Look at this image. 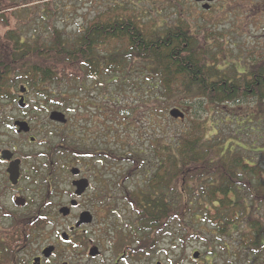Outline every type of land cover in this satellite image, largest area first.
I'll return each instance as SVG.
<instances>
[{"label":"trees","instance_id":"obj_1","mask_svg":"<svg viewBox=\"0 0 264 264\" xmlns=\"http://www.w3.org/2000/svg\"><path fill=\"white\" fill-rule=\"evenodd\" d=\"M53 1L0 0L6 26L0 31V112L19 84L45 101L64 97L61 87L71 76H105L100 85L108 90L107 83L121 85L122 76H130L137 96L120 114L131 116L143 107L146 121L157 122L160 134L143 149L123 145L119 157L129 162L125 176L103 177L116 189L115 196L103 198L116 202L111 218L116 222L118 215L124 238H156L175 220L186 229L178 237L233 238L238 247L227 249L245 251L247 262L240 264H263L264 64L246 67L241 76L223 73L181 27L145 33L116 12L96 15L71 36L53 23ZM36 8L41 26L34 23ZM79 84L74 95L83 92L84 80ZM116 100L120 107L122 99ZM57 101L58 108L66 106ZM175 106L190 118L172 119ZM78 143L74 140V149L86 155L90 142L83 143L87 149ZM132 180L134 187L128 185ZM121 201L127 215L120 211Z\"/></svg>","mask_w":264,"mask_h":264},{"label":"flooded vegetation","instance_id":"obj_2","mask_svg":"<svg viewBox=\"0 0 264 264\" xmlns=\"http://www.w3.org/2000/svg\"><path fill=\"white\" fill-rule=\"evenodd\" d=\"M107 1L119 6L115 7V11L114 8L108 7L103 13L116 12L128 16L137 31L155 33L162 28L181 27L190 41L193 40L195 43L197 41L193 34L195 31L203 32L208 28L213 31V41L217 30L221 31L220 34L222 31L230 32L236 38L245 40L252 52V58L248 60L240 52L237 53L244 59V63L249 64V67L264 64V0ZM165 11L169 12L164 13ZM165 14L178 16L177 18L184 20L185 23L179 21V24L167 27L160 25L159 22L164 21ZM253 59L254 62L250 64ZM28 91L27 88L25 99ZM65 115L67 117V113ZM13 120L12 127L16 128L17 134L26 136L30 143H35L36 138L33 136V128L28 118ZM17 120L27 121L30 130L20 132V127L15 125ZM52 122L51 125L59 129L67 125L68 119L66 123ZM71 136L69 132L61 134L58 143L62 140V144L54 146L49 142L50 150L39 151L35 155L31 154V151L21 152L17 146L0 141V264H164L158 259L157 243L160 238H118V234L121 235L124 231L122 233L119 224H116L119 217L114 222L110 213L112 206L117 214L116 202L110 203L108 197H105L106 200L103 198V195L114 193L116 189L109 186L108 181L99 174H95V177L100 181V187H92L95 166L91 163L85 172L82 166L74 165V157L81 158L85 155L78 154L73 141V145H65ZM41 142L39 141V144ZM5 151H9L10 154L4 155ZM74 168L79 169L77 174H74ZM62 182L67 185L60 186ZM80 182L86 184L83 189L79 187ZM83 200L89 203L90 209L83 207L78 211L84 206ZM95 202L97 207L105 209L106 218L101 219L106 223L104 229L101 228L95 237L86 238L87 230L84 227L97 225V220H100L97 213H102V209L92 211ZM84 212H89L92 220L79 224ZM53 220L64 222L67 226L55 237L61 238L67 248L74 245L70 261L60 258L67 251L64 253L61 250L62 243L59 239H56L55 243L42 246L37 253L29 252L33 250V244L40 245L41 239L48 238L47 234H52L46 228ZM110 229L112 236L109 234ZM96 230L97 228L93 233ZM80 232L84 234L82 238ZM200 254L201 252L197 257L193 254L195 262L208 264L205 255L204 260L198 259Z\"/></svg>","mask_w":264,"mask_h":264},{"label":"rangeland","instance_id":"obj_3","mask_svg":"<svg viewBox=\"0 0 264 264\" xmlns=\"http://www.w3.org/2000/svg\"><path fill=\"white\" fill-rule=\"evenodd\" d=\"M43 2L44 1L35 2L30 5L32 6L34 4L39 6L40 4H44ZM53 2L55 3H52L50 7V9L52 8L51 12L56 15L53 23L71 36L79 34L82 28L86 26L93 17L104 12L106 8H114V11L115 7L119 6L114 2H110V4L107 0L106 2L102 0H54ZM12 4L17 5L18 1H13ZM40 11L39 8H36V12L39 13ZM166 12L169 11H165L164 13ZM39 15L40 13H35L33 16H36L38 20L33 21L36 25L40 24L41 26ZM168 15L169 14L163 15L164 21H160V25H166L167 27L179 24V21L185 23L184 20L177 18L178 16H172L171 14ZM10 23L12 24V21H10ZM4 25L5 24L0 21V31L5 30L6 26ZM220 32V30L215 32L216 35L214 41L213 31L208 28L203 32H193L197 39V41L195 40L196 46L199 49L200 54L204 55L205 60L208 63L213 64L215 67L217 66L221 69V72L227 74L231 73V75L236 72V76H240L246 67L250 65L244 63V59H241L240 55L237 53L240 52L248 60L252 58V52L245 40H240V38H236L227 31H222V34H220ZM256 56H260V54H256ZM252 62H254V59L250 64ZM81 75L82 74H79V76H76L75 78L74 76H71L73 78L71 83L63 84L61 90L66 92L64 97H55L52 95L47 97L44 101L38 97L39 94L37 92L28 89L29 91L26 93L25 99L26 105L24 107L19 105V94L21 93L19 90L21 84H19L14 90L15 95L12 98V101L6 100L3 102L2 110L0 112V141H3L4 143L9 142L12 146H17L18 150L21 152L22 150L25 152L31 151V154L35 155L39 151L45 152L50 150L49 147L51 145L49 142L53 143L54 146L62 144V140L58 143L60 140L59 136L69 132V135L74 136L75 139L72 136L69 137L66 141L68 144H65L67 146L69 144L73 145L72 141L74 142L75 140L81 143V145L78 143L81 146V149H87L86 146H83V143H87V141L90 142L89 149L85 150L86 155L84 157H74V165H78L79 167L82 166L84 171L87 172L88 165H91L92 163V165L95 166L93 173L94 177L95 174H99L101 177L125 176V171L129 166V162L128 160L119 157L123 156L122 153H124L125 149L123 145L138 144L141 149L148 147L150 137H156L160 134V127L157 122L150 123L146 121L147 117L144 113L143 107L133 110L131 116H122V114H120V111L125 107V102H129L130 104V102L135 101V97L137 96L136 92L133 90L135 87L130 86V83L133 81H128L130 76H122V79H125L126 81L121 85H109L107 83L108 90L107 88H102V85H100V83L105 80V76L88 77ZM131 76H140V74H134ZM82 79L84 80L83 92L74 95V89L79 90V83ZM109 91L113 93V101L110 100V95L108 96ZM97 97H100V99L97 100ZM48 98H50L51 101H46ZM116 98L122 99L120 107L116 105ZM55 100L65 102L64 105L66 104V106L63 109L58 108L57 105L54 104ZM129 104L127 106H129ZM134 106L135 105L132 104V108ZM180 109L183 110L184 108ZM53 110H60L67 113L68 122L66 126L56 129L51 125L53 122L49 118V115ZM183 111L186 112L185 109ZM14 118H28L31 123L30 125H32L33 128V136L36 138L35 143H30L26 136H19L17 134L16 128L12 127ZM189 118L190 117L187 116L186 119ZM158 119L159 118H156V121H158ZM127 121L129 123H127ZM3 134L5 136H3ZM39 141L42 142L39 144ZM107 157L109 159H106ZM39 158L43 159L41 157ZM66 185L67 183L62 182L60 186L64 187ZM108 185L111 186L110 184ZM128 185L134 187V180L128 183ZM92 187H100V181L97 180V177H95ZM83 201L84 206H81L78 211H81L83 207L90 209L89 203L87 204V201ZM120 203H122L120 211L125 212V210L123 211L125 202L121 201ZM96 204V202L93 203L94 206H92V211L95 212L102 209L101 211L103 214L99 212L97 213V217L100 220H97V225L94 223L95 225L92 226L94 229L97 228L95 233H93L94 229L92 227H84V229L87 230L86 238L95 237L101 228L104 229L106 223L105 220L101 219L106 218L105 209L97 207ZM120 217L122 218V214ZM66 227L67 226L64 225V222L59 223L57 220L51 221L46 229L52 234H47L46 236H49L48 238L41 239L40 245L33 244V250H29V252L37 253L42 246H45L48 243H55L56 239H59L62 243L61 250L64 251V253L67 251V253L63 254L60 258L70 261L71 253L74 252V245L67 248L61 238H56V235L66 229ZM184 232H186V229H182L178 221L172 220L167 228L157 235L156 238H160L157 243V249L159 250L158 259L162 260L164 264H197L198 262H195L193 257L194 251L201 252L200 257L198 258L200 260H204L203 255H205L208 264H240V262L246 260L243 259L245 251L242 252L241 250L240 252L238 248H235L233 249V252H228V245L238 247L233 238H203L200 235L198 236V234L192 235L186 239L183 237L180 238L181 236L178 237L179 234L183 236ZM80 233V238H82L84 234L82 232ZM109 234L112 236L111 229ZM121 237L124 238L125 233H123ZM77 238H79V236ZM118 238H120V236H118ZM209 248L217 250L218 254L216 255L212 250L208 251ZM79 250L81 251L82 249L79 248Z\"/></svg>","mask_w":264,"mask_h":264},{"label":"water","instance_id":"obj_4","mask_svg":"<svg viewBox=\"0 0 264 264\" xmlns=\"http://www.w3.org/2000/svg\"><path fill=\"white\" fill-rule=\"evenodd\" d=\"M27 91V87L25 85H21L20 86V92H21V97H20V100H19V105L21 107H24L26 105L25 103V96H24V93ZM169 115L174 118V119H181V120H184L185 117H186V112L183 111L182 109L178 108V107H173L170 109L169 111ZM49 118L52 120V121H55V122H61V123H66L67 122V117L65 115L64 112L62 111H59V110H53L51 113H50V116ZM15 125L19 126V131H29L30 130V125L27 121H20V120H17L15 122ZM10 154L9 151H5L4 152V155L5 154ZM79 172V169L78 168H74V174H77ZM86 186V184H83L82 182L79 183V187L80 189H83L84 187ZM80 191V190H79ZM92 220V216L89 212H84L82 215H81V220H80V223H88V222H91ZM50 250V249H48ZM199 255V251L195 252L194 253V257H197Z\"/></svg>","mask_w":264,"mask_h":264}]
</instances>
